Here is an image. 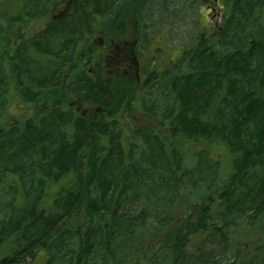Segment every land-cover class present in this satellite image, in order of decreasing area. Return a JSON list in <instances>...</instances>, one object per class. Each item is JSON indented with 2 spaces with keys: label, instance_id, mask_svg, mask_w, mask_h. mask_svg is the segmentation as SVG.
Segmentation results:
<instances>
[{
  "label": "trees",
  "instance_id": "16d2710c",
  "mask_svg": "<svg viewBox=\"0 0 264 264\" xmlns=\"http://www.w3.org/2000/svg\"><path fill=\"white\" fill-rule=\"evenodd\" d=\"M60 1L0 0V264H264V0L156 61L139 23V81L147 0Z\"/></svg>",
  "mask_w": 264,
  "mask_h": 264
},
{
  "label": "rangeland",
  "instance_id": "374dc122",
  "mask_svg": "<svg viewBox=\"0 0 264 264\" xmlns=\"http://www.w3.org/2000/svg\"><path fill=\"white\" fill-rule=\"evenodd\" d=\"M66 3L67 0H61L51 7V9L48 11V17L55 18L59 11L63 10V7L61 6L65 5ZM223 7L224 6L221 5L220 2L216 3L214 0L204 4L196 3L194 0H147L146 6L143 10V20H137L131 16V18H129L127 21L125 32L122 36H119V39L118 36L112 35L113 33L110 34V30L107 29L104 24H101L100 27L97 26L95 29V35L91 43H103V39H100L98 34V31L102 30L104 34H110L109 37H115L112 41L110 38H107L113 48H110V50L107 51L106 56H113L114 60H117L118 53L123 52L124 54L122 60L125 61V63H131L133 60L132 55H134L133 48L137 45V50L140 44L138 34L140 29L138 27L139 23H142V25L143 23L151 24L148 37H150L152 42L149 50L153 55H155L154 61H156V56H163V53H168L171 55L173 52L175 53L177 48L188 46L194 39L203 23H205L207 28H210L211 25L214 26V24H217L222 17ZM118 45L122 46L123 48H118ZM152 47H154V50H151ZM125 74V79L129 80L127 78H130L131 71L127 70ZM72 103L79 112L87 113L91 111V107L86 102L72 100ZM23 113L24 109H19L15 112V114H17V118H21L20 114ZM9 117H11V115L8 114V118ZM126 123L127 126H125L122 132L126 137L128 136L129 139L133 140V133L127 128L131 125L129 120H126ZM221 159H223V157H221ZM228 165L229 163L227 161L225 162L224 167L227 168ZM33 264L40 263L38 261L36 263L34 262Z\"/></svg>",
  "mask_w": 264,
  "mask_h": 264
},
{
  "label": "flooded vegetation",
  "instance_id": "af4514ba",
  "mask_svg": "<svg viewBox=\"0 0 264 264\" xmlns=\"http://www.w3.org/2000/svg\"><path fill=\"white\" fill-rule=\"evenodd\" d=\"M73 0H69L65 5H63V10L59 11L58 15L55 16L56 19L61 18L63 16H65L71 6ZM101 42V41H100ZM136 61V62H135ZM136 64V68H132V63ZM104 66H108L106 64V62H103ZM122 71L123 73H125L127 70L131 71L132 75H135L136 79L139 81L140 80V74H139V62L137 61L136 58H134V60L131 61V63H125L124 66L122 67H118L116 70ZM91 70V68H89V71Z\"/></svg>",
  "mask_w": 264,
  "mask_h": 264
}]
</instances>
